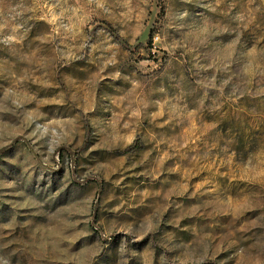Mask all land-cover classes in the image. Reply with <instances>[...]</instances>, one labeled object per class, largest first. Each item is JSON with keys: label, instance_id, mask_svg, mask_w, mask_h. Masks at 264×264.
I'll use <instances>...</instances> for the list:
<instances>
[{"label": "clouds", "instance_id": "1", "mask_svg": "<svg viewBox=\"0 0 264 264\" xmlns=\"http://www.w3.org/2000/svg\"><path fill=\"white\" fill-rule=\"evenodd\" d=\"M0 264H264V0H0Z\"/></svg>", "mask_w": 264, "mask_h": 264}]
</instances>
